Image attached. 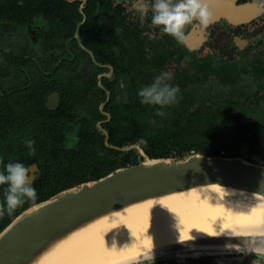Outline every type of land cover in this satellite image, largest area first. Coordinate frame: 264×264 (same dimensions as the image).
Returning a JSON list of instances; mask_svg holds the SVG:
<instances>
[{
    "label": "flooded vegetation",
    "instance_id": "flooded-vegetation-1",
    "mask_svg": "<svg viewBox=\"0 0 264 264\" xmlns=\"http://www.w3.org/2000/svg\"><path fill=\"white\" fill-rule=\"evenodd\" d=\"M136 2L0 0V172L21 162L33 184L38 151L51 159L85 139L120 168L128 154L149 156L155 137L180 136L190 112H239L252 136L264 130V0H208L214 23L188 26L184 45L151 26V12L142 16ZM162 72L171 73L180 99L158 116L138 92ZM26 140L34 141V155ZM168 146L166 156H184ZM250 147L240 156L264 165L257 159L264 150Z\"/></svg>",
    "mask_w": 264,
    "mask_h": 264
},
{
    "label": "water",
    "instance_id": "water-1",
    "mask_svg": "<svg viewBox=\"0 0 264 264\" xmlns=\"http://www.w3.org/2000/svg\"><path fill=\"white\" fill-rule=\"evenodd\" d=\"M211 185L222 187L232 199H264V165L241 156L196 152L181 158H150L142 152L136 164L62 190L22 211L0 232V264H30L54 242L72 232L82 231L84 226L102 216L135 203ZM247 237L199 239L187 244L232 245L236 248L183 246L129 264L197 250L241 253L237 246Z\"/></svg>",
    "mask_w": 264,
    "mask_h": 264
},
{
    "label": "bare ground",
    "instance_id": "bare-ground-1",
    "mask_svg": "<svg viewBox=\"0 0 264 264\" xmlns=\"http://www.w3.org/2000/svg\"><path fill=\"white\" fill-rule=\"evenodd\" d=\"M229 195L211 185L132 204L62 237L30 264H129L183 246L236 248L187 244L264 230V199Z\"/></svg>",
    "mask_w": 264,
    "mask_h": 264
},
{
    "label": "trees",
    "instance_id": "trees-1",
    "mask_svg": "<svg viewBox=\"0 0 264 264\" xmlns=\"http://www.w3.org/2000/svg\"><path fill=\"white\" fill-rule=\"evenodd\" d=\"M188 117L189 127L181 128L180 136L173 141H169V138L155 137V141L149 144L148 148L150 158L168 157L166 155H168L170 142L176 147L175 155H184L183 157L205 151L208 155H219L221 150H224L228 157H237L241 155L245 143L251 144V150L255 148V143L257 150H264V130L257 129L256 132L253 131L252 136L247 121H242V115L239 112H190ZM221 128L222 131H220ZM82 143L83 145L76 149H69L62 145L60 155H53L51 159L48 152L46 154L45 151H38L43 160L40 163L39 179L32 184L37 192L36 203L80 183L96 180L118 168L112 156L100 154L98 148L86 139ZM136 163L138 161L131 160L128 154L122 167ZM32 205L34 204L26 202L11 216L5 213L0 218V232L17 215Z\"/></svg>",
    "mask_w": 264,
    "mask_h": 264
},
{
    "label": "clouds",
    "instance_id": "clouds-1",
    "mask_svg": "<svg viewBox=\"0 0 264 264\" xmlns=\"http://www.w3.org/2000/svg\"><path fill=\"white\" fill-rule=\"evenodd\" d=\"M134 9L142 16L151 12V26L158 27L161 32L174 38L178 44L184 45L187 40L186 28L194 23L202 30H207L214 23V14L208 0H137ZM171 73L162 72L153 82L139 90L138 95L144 105L158 106L156 115L164 116L162 109L179 102V86H173ZM29 155L35 154L34 141L26 140ZM0 185H6L4 203L0 204V216H11L13 212L26 202L35 204L36 189L32 186L30 170L21 162H9L0 172ZM243 238V237H242ZM237 251L245 255L254 254L257 264L264 259V230H259L245 238Z\"/></svg>",
    "mask_w": 264,
    "mask_h": 264
},
{
    "label": "rangeland",
    "instance_id": "rangeland-1",
    "mask_svg": "<svg viewBox=\"0 0 264 264\" xmlns=\"http://www.w3.org/2000/svg\"><path fill=\"white\" fill-rule=\"evenodd\" d=\"M244 154L245 156H249L248 151L246 149L244 150ZM172 157H175V156H172ZM176 157H179V156H176ZM257 159H258V162L264 161L263 158L258 157ZM245 160H247V158ZM194 253H196V251L172 253L169 255L161 256L159 258L149 259L139 264H209V262L211 261L208 260V258L210 257H215V260L212 261L213 264H226L229 262H238L244 256L245 258H249L253 260L255 258L254 254L245 255L243 252L232 253V252L222 251L221 253H227V254H219L217 252L209 253L208 251H199L198 255H194ZM262 264H264V261L262 262Z\"/></svg>",
    "mask_w": 264,
    "mask_h": 264
}]
</instances>
